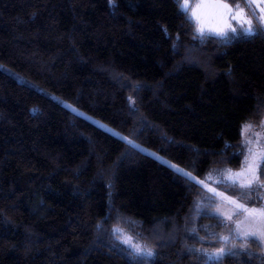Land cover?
<instances>
[{"label":"trees","instance_id":"trees-1","mask_svg":"<svg viewBox=\"0 0 264 264\" xmlns=\"http://www.w3.org/2000/svg\"><path fill=\"white\" fill-rule=\"evenodd\" d=\"M190 16L175 0H0V264H264L177 171L243 166L264 30L201 35ZM218 186L262 204L263 187Z\"/></svg>","mask_w":264,"mask_h":264},{"label":"rangeland","instance_id":"rangeland-1","mask_svg":"<svg viewBox=\"0 0 264 264\" xmlns=\"http://www.w3.org/2000/svg\"><path fill=\"white\" fill-rule=\"evenodd\" d=\"M242 1V0H241ZM248 1V2H247ZM184 2V0H182V3ZM188 4L190 5L189 8V12L191 14V12L193 10L196 11L197 15L200 17V20L205 24V32L204 33H212V31L209 30L210 27H225L228 24H231L232 27L235 28V23H234V19H232V16L225 13L223 10L218 9V8H214L212 7L213 4L217 3V0H187ZM226 2V1H225ZM228 3V2H227ZM246 3L250 5V8L247 9L245 7V5H240L239 6L241 9H243V14L241 15H237L235 19H239V21L241 20V23L238 25L237 31H242L241 29V25L243 24L244 27H247V20L251 19L255 24L256 20L254 19V15L251 14V12L253 11L255 15L259 14V8L256 7V5H260L261 7H264V0H246ZM202 5V7L200 8H196V5ZM230 6L233 7L234 9V13L238 10H236V5H233L231 3H228ZM246 4V5H247ZM218 12V15H215V13ZM198 27V25H197ZM241 29V30H240ZM230 32V31H229ZM228 32V33H229ZM101 124H103V122L101 121H97ZM252 126V124L248 123L244 126L243 129V136H244V143H245V157L249 155V148H251L254 152L256 153H264V124L263 126L260 127H254L256 129H252L254 132H257L258 135L254 136L255 133L251 134L247 128L246 130V126ZM260 130V131H259ZM120 136L122 135L121 133L117 132ZM260 134V135H259ZM250 142V143H246ZM161 158L164 161H167L171 164H173L171 161H169L168 159H166L165 157ZM245 160V158H244ZM244 165V163H243ZM261 165V163H260ZM260 165L259 168L257 170V174L260 177ZM185 173H190L191 177L197 181H204L203 187L208 191L211 192L213 195H216L217 197V206L216 209L219 207L220 211L217 212L218 214L222 215L226 220H228L230 222V229L232 233H235L236 236L238 237H243V232L245 231H257L260 228V225H258L254 219L249 218L246 219L247 217V213L244 212L242 209H237L236 205L231 203V201H236L237 204H242L244 205L245 208L247 209H257V210H261L264 209V187H263V191H260L258 189V193L253 197L255 199H261L262 204H258L256 206L251 207L247 201L242 200V197L240 196H234L226 191H224L223 189H221V187H219L218 185L220 183H233L231 180L226 178V172L227 170H231L232 172H239L241 171V168H233L231 166H218L213 168L206 177L201 178L196 176L194 173H192L191 171H188L184 168H181ZM209 176H211V179H209ZM261 180V179H260ZM208 185V187H205L204 185ZM237 184H239V182H237ZM253 186H256L255 184ZM257 187V186H256ZM210 188H214L216 191L215 193L212 191H209ZM223 195H220V194ZM231 216L232 219L229 220L227 217ZM237 225H239V227H237ZM116 231L118 233L119 238L124 242L125 240H129V243H125L128 247H130L131 249H133L135 251V248L132 247V245H139L141 246V248L145 249L146 251L144 252H139V254H143V255H148L147 254V250L151 251V255L148 256H154L156 253V250L154 247H152L151 245H149L148 243H146L145 241L141 240L140 238L132 235L129 231H127L125 228L121 227V226H117ZM231 234H227L225 237H227L228 239H230L233 235ZM251 237V236H249ZM130 238V239H129ZM261 241L264 244V239H261ZM226 250V248H224ZM217 250L214 251H210V255L212 257H217L214 255V253ZM136 252V251H135ZM227 252V250L223 253L225 254ZM138 253V252H137ZM222 254V255H223ZM221 256V255H220Z\"/></svg>","mask_w":264,"mask_h":264},{"label":"snow or ice","instance_id":"snow-or-ice-1","mask_svg":"<svg viewBox=\"0 0 264 264\" xmlns=\"http://www.w3.org/2000/svg\"><path fill=\"white\" fill-rule=\"evenodd\" d=\"M110 4L114 3V0H109ZM175 2L179 5V8L182 13L185 15L189 14V8L190 5L188 4L187 0H184L183 3H181V0H175ZM202 5L198 4L196 5V8H200ZM212 7L218 8L223 10L225 13L232 16V19H235L237 15L243 14V9L240 8L239 4L236 5V11L234 14V9L232 6H230L225 0H217V3L213 4ZM257 8H259V14L255 16L256 23L253 24V21L251 19L247 20V27H244V25H241V29L243 32L252 34L254 31L257 30H264V7H261L260 5H256ZM190 18H195L196 23L198 25L197 32H199L201 35L205 32V24L200 20V17L197 15L196 11L193 10L191 12ZM210 31L214 32L216 35L219 36H227L228 32L235 33L237 31L236 28L232 27L231 24L226 25L225 27H210ZM249 126H246L249 128ZM246 143H250L247 142ZM249 155L245 157L244 165L242 166L241 171L239 172H232L230 169L226 172V178L231 180L233 184L239 182V186L241 188H248L251 189L253 185L255 184L257 187H264V181L260 180L259 175L257 174V170L259 168V165L261 162H264V153H256L251 148H249ZM177 171L182 172V169L177 168ZM185 175L191 176L190 173H185ZM209 179H211V176H209ZM201 184H204V181H200ZM205 187H208V185H204ZM209 191H212L215 193L214 188H210ZM220 195H223L222 193ZM231 203L236 205L237 209H242L244 212H246L248 215L246 219L252 218L255 220V222L260 225V228L257 231H245L243 232V236L245 239H247L249 236L253 237L255 240L264 239V209L257 210V209H247L242 204H237L236 201H231ZM217 212L220 211V208L218 207L216 209ZM229 220L232 219V217L229 215L227 217ZM239 227V225H237ZM130 239V238H129ZM225 240H227V237H224ZM125 243H129V240H125ZM132 247L135 248L136 252H144L145 249L141 248L139 245H132ZM226 250L224 248L218 249L214 255L220 256L222 255ZM147 254L151 255V251L147 250Z\"/></svg>","mask_w":264,"mask_h":264},{"label":"crops","instance_id":"crops-1","mask_svg":"<svg viewBox=\"0 0 264 264\" xmlns=\"http://www.w3.org/2000/svg\"><path fill=\"white\" fill-rule=\"evenodd\" d=\"M195 1V0H194ZM226 2H228V3H231V4H233V5H235V4H240V5H243L244 3L243 2H237V3H232V2H230V1H228V0H225ZM248 2V1H247ZM243 3V4H242ZM245 5V4H244ZM245 7H246V5H245ZM247 9H249L250 8V5H249V3H248V5H247V7H246ZM254 12L252 11L251 12V14L252 15H254V16H256L255 14H253ZM235 14V13H234ZM215 15H218L219 16V13L218 12H216L215 13ZM254 19H255V17H254ZM194 20H195V18H194ZM196 21V20H195ZM234 21V23H235V28H238V25L241 23V20L239 21V19L237 18V19H234L233 20ZM254 23V22H253ZM239 29V28H238ZM241 30V29H240ZM236 32H238V31H236ZM230 33H232V32H229L228 34H230ZM205 34V33H204ZM209 34H214V35H216L214 32H212V33H209ZM263 124H264V122H263ZM263 124L260 126V128L263 126ZM255 126H250V128L248 129V131L251 133V134H253V133H255V135L254 136H257L258 135V133L257 132H254L252 129H256V128H254ZM260 131V130H259ZM260 135V134H259ZM262 163V162H261ZM261 166V165H260ZM251 207H253V206H251ZM232 235L233 236H236L235 235V233H232ZM238 237V236H237ZM261 240V239H260ZM263 243V242H262ZM264 245V244H263Z\"/></svg>","mask_w":264,"mask_h":264}]
</instances>
